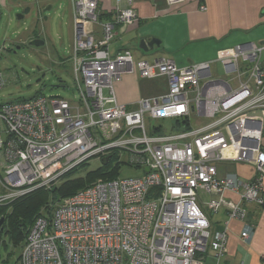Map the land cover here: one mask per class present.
Wrapping results in <instances>:
<instances>
[{"label":"built area","instance_id":"built-area-1","mask_svg":"<svg viewBox=\"0 0 264 264\" xmlns=\"http://www.w3.org/2000/svg\"><path fill=\"white\" fill-rule=\"evenodd\" d=\"M72 9L78 100L36 95L0 105V204L50 190L92 158L113 161L115 171L126 165L143 174L97 179L59 201L49 216H37L17 264H204L208 252L218 264L227 253L228 222H244L240 239L248 241L252 225L244 204L264 208V45L240 44L218 52L214 61L183 68L166 58L134 62L128 50L114 56L108 50L116 29L137 20L132 0H115L106 22L96 0H72ZM214 62L227 80L211 77ZM133 74L165 77L167 93L128 110L117 101L116 86ZM12 80L0 72V90ZM192 118L207 122L193 126ZM168 120L178 124L175 130L162 125ZM222 163L250 165L256 177L220 176ZM226 192L239 202L225 199ZM199 194L209 197L210 212H227L222 231H212Z\"/></svg>","mask_w":264,"mask_h":264},{"label":"crops","instance_id":"crops-1","mask_svg":"<svg viewBox=\"0 0 264 264\" xmlns=\"http://www.w3.org/2000/svg\"><path fill=\"white\" fill-rule=\"evenodd\" d=\"M41 1V0H40ZM49 10L53 4L64 1L69 15V35L72 44V0H42ZM101 22L112 20L115 0H96ZM122 7L124 6L121 5ZM132 8L137 20L126 28H117L116 36L109 45V53L114 56L128 50L134 62L152 63L166 58L178 67L189 64L214 61L218 52L246 43L264 45V0H184L178 5L168 6L166 0H132ZM201 8H205L204 11ZM94 30L99 33V25ZM40 40V39H39ZM156 40V44H152ZM144 45V49L141 47ZM71 49V46H70ZM264 67V51L261 58ZM213 79L227 80L220 63L214 62L210 67ZM158 79L161 91L144 93L140 81ZM165 77L143 79L137 74L126 75L116 86V98L128 110L136 109V102L151 99L167 93ZM147 95V96H146ZM193 120H199L193 124ZM207 121L191 119V125H203ZM264 122V118H263ZM168 130H175L178 125L174 121L162 124ZM264 148V135H263ZM218 175L235 174L243 181L255 179L254 168L241 163H222L217 165ZM264 193V180L262 183ZM199 196V195H198ZM202 196L206 198L201 199ZM225 199L233 203L239 202L236 194L226 192ZM199 203L205 207L209 197L200 194ZM246 221L252 225L248 241H242L240 234L244 230V222L230 220L227 232V253L220 258L218 264H264V208L253 203H245ZM219 216H209L212 231H222L227 221V212L218 211ZM204 264H216L213 254L208 252Z\"/></svg>","mask_w":264,"mask_h":264},{"label":"rangeland","instance_id":"rangeland-1","mask_svg":"<svg viewBox=\"0 0 264 264\" xmlns=\"http://www.w3.org/2000/svg\"><path fill=\"white\" fill-rule=\"evenodd\" d=\"M47 6L42 0H0V72L13 78L9 85L0 90V105L29 100L36 95L74 103L78 100L72 75L67 5L60 1L45 10ZM16 15H22L23 18L17 19ZM33 39H40L44 43L42 46H29L28 42ZM17 47L19 49L16 50ZM139 84L146 94L162 90L158 79L151 82L140 81ZM197 121L201 122L193 120V124H197ZM113 164L112 161L110 166ZM100 167L98 159H89L71 178H83ZM142 174L140 169L121 165L115 171L114 178L129 180L139 178ZM204 198L206 196L201 199ZM10 202L0 204V207ZM199 202L197 204L207 218L211 216L215 219L219 216L218 212H210ZM6 208L8 214L10 208ZM2 231L1 229L0 258L7 264H17L24 239L14 245Z\"/></svg>","mask_w":264,"mask_h":264},{"label":"trees","instance_id":"trees-1","mask_svg":"<svg viewBox=\"0 0 264 264\" xmlns=\"http://www.w3.org/2000/svg\"><path fill=\"white\" fill-rule=\"evenodd\" d=\"M84 165H86V162L68 171L50 190L37 189L11 201L8 205L6 204L10 208L8 214L6 213V206L0 207V219H3L1 229L10 238V242L16 245L17 242L24 239L35 218L39 215L49 216L53 207L62 199L73 196L97 179L108 180L114 177L115 168L111 169L109 162L97 171L86 174L83 178H71ZM2 216L5 218H2ZM0 264H7V262L0 258Z\"/></svg>","mask_w":264,"mask_h":264},{"label":"water","instance_id":"water-1","mask_svg":"<svg viewBox=\"0 0 264 264\" xmlns=\"http://www.w3.org/2000/svg\"><path fill=\"white\" fill-rule=\"evenodd\" d=\"M16 18H17V19H22L23 16H22V15H16ZM43 43H44V42L41 41V40L33 39V40H31V41L28 42V45H29V46H42ZM150 43H152V44H156L157 42H156V40H153V41L150 42ZM141 47L144 49V45H142V43H141ZM17 49H19V47H17L16 50H17ZM16 50H15V51H16ZM144 50H145V49H144ZM106 163H107V158H104V159L101 160V164H102V165H106ZM145 171L147 172V169H146ZM2 223H3V219H0V227H1Z\"/></svg>","mask_w":264,"mask_h":264},{"label":"flooded vegetation","instance_id":"flooded-vegetation-1","mask_svg":"<svg viewBox=\"0 0 264 264\" xmlns=\"http://www.w3.org/2000/svg\"><path fill=\"white\" fill-rule=\"evenodd\" d=\"M3 224V223H2ZM1 227H2V225H1Z\"/></svg>","mask_w":264,"mask_h":264}]
</instances>
